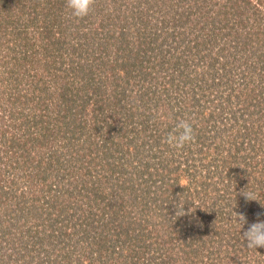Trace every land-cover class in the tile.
Returning a JSON list of instances; mask_svg holds the SVG:
<instances>
[{"label":"rangeland","instance_id":"374dc122","mask_svg":"<svg viewBox=\"0 0 264 264\" xmlns=\"http://www.w3.org/2000/svg\"><path fill=\"white\" fill-rule=\"evenodd\" d=\"M259 202L264 0H0V264H264Z\"/></svg>","mask_w":264,"mask_h":264},{"label":"clouds","instance_id":"9594fccd","mask_svg":"<svg viewBox=\"0 0 264 264\" xmlns=\"http://www.w3.org/2000/svg\"><path fill=\"white\" fill-rule=\"evenodd\" d=\"M94 3L95 0H66V7L71 10L73 17L82 19L89 15ZM194 138L192 124L187 119H182L175 125L174 131L164 138V142L171 148L182 149L186 144L191 143ZM241 195L246 197L248 201H258L255 195L246 191V189L241 192ZM184 205L185 203L180 200L175 204V217L187 214ZM261 206H264V204H261ZM189 212H191V209H189ZM237 218L243 226L248 223L246 216L243 214L237 213ZM242 238L246 242L245 247L249 250L264 248V221L258 219L257 222L250 224L247 230L243 232Z\"/></svg>","mask_w":264,"mask_h":264},{"label":"trees","instance_id":"16d2710c","mask_svg":"<svg viewBox=\"0 0 264 264\" xmlns=\"http://www.w3.org/2000/svg\"><path fill=\"white\" fill-rule=\"evenodd\" d=\"M83 238H85V237H83Z\"/></svg>","mask_w":264,"mask_h":264}]
</instances>
